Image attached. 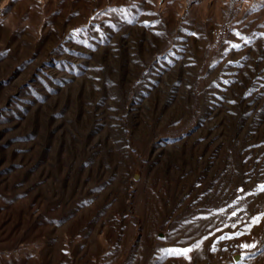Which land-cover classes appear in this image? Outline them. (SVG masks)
I'll return each instance as SVG.
<instances>
[{
  "label": "rangeland",
  "instance_id": "obj_1",
  "mask_svg": "<svg viewBox=\"0 0 264 264\" xmlns=\"http://www.w3.org/2000/svg\"><path fill=\"white\" fill-rule=\"evenodd\" d=\"M260 185L264 0H0V264H264Z\"/></svg>",
  "mask_w": 264,
  "mask_h": 264
},
{
  "label": "snow or ice",
  "instance_id": "obj_2",
  "mask_svg": "<svg viewBox=\"0 0 264 264\" xmlns=\"http://www.w3.org/2000/svg\"><path fill=\"white\" fill-rule=\"evenodd\" d=\"M112 11H115V10L113 9ZM77 31H80V30H77ZM192 35H195V34L193 33ZM237 35H239V33H237ZM240 47H241V45H239V44H233V45H232V48H235V49H239ZM225 83H228V82L225 81ZM241 191H243V190L241 189ZM257 191H264V185H260V186L257 188ZM236 214H237L236 211H233L232 215L235 216ZM259 220H260V217H254V218H252V220H251V224H256V223L259 222ZM251 224L247 225L245 229H243V230H241V231H239V232H236V233H234L233 235H228V234L222 235V236L218 237V240H221V241H222V240H225V239H232L233 236H236V237L241 236V235H243V234L245 233V231L250 230ZM227 226H228V225H225V227H227ZM231 226H232L233 228H235V227H236V224L234 223V224H232ZM207 238H208V237H205V239H207ZM201 244H202V241H199V242H197V243L193 246V248L199 249L200 246H201ZM239 247H241L242 249H247V248L255 247V244H248V243H245V244L239 245ZM193 248H184V249H167V250H165V252H166V254H168V255H177V256H179V255H183V256H187V254H188L189 252H191V251L193 250ZM211 250H212V251H216V247H215V245L212 246Z\"/></svg>",
  "mask_w": 264,
  "mask_h": 264
}]
</instances>
